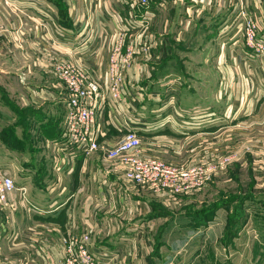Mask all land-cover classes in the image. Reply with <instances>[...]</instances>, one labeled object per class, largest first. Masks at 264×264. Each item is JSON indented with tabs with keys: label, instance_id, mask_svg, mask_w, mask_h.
Wrapping results in <instances>:
<instances>
[{
	"label": "crops",
	"instance_id": "crops-1",
	"mask_svg": "<svg viewBox=\"0 0 264 264\" xmlns=\"http://www.w3.org/2000/svg\"><path fill=\"white\" fill-rule=\"evenodd\" d=\"M10 2L15 9L0 0L5 29L0 33V162L18 156L19 163L33 164L31 156L23 161L19 156L34 142L44 148L45 166L34 173L24 166L21 170L29 171L37 187L21 185L24 195L15 192L0 206V264H57L61 256L51 255L49 243L85 232H90L91 252L104 257L105 264H187L199 255L216 264L245 258L248 264H264V164L251 155L237 152L233 164L241 160V166H249L252 179L261 181L262 189L248 200L247 221L227 237L219 215L222 208L214 210L213 220L206 225L188 213L177 226L176 219L169 217L177 210L176 198L189 202L203 189L190 196L156 195L125 181L101 151L84 155L57 148L66 89L54 76L51 63L57 58L70 61L104 84L119 21L134 10L118 0ZM150 3L153 16L147 27L131 36L137 46L147 44L151 49L148 55L135 56L124 73L127 97L121 102L122 116H117L106 96L98 117L99 144L109 148L122 135L121 117L132 118L131 105L136 112L132 128L141 138L144 153L169 164L186 165L203 154L218 157L238 149L256 136L257 127L255 138L264 145V99L250 95L256 78L264 74L263 65L258 61L250 67L233 58V52L238 53L232 28L236 0ZM245 6L260 22L264 19V8L259 6L257 13L255 0H245ZM86 24L93 38L83 43ZM58 30L64 31V37L57 39ZM5 109L6 113L1 111ZM15 132L25 133L29 141L22 150L21 141L15 150L14 143L21 139ZM12 231L20 237L11 245ZM241 236L247 239L246 257L239 249ZM3 246L12 248L4 251ZM204 246H210V254L207 249L202 253Z\"/></svg>",
	"mask_w": 264,
	"mask_h": 264
},
{
	"label": "built area",
	"instance_id": "built-area-1",
	"mask_svg": "<svg viewBox=\"0 0 264 264\" xmlns=\"http://www.w3.org/2000/svg\"><path fill=\"white\" fill-rule=\"evenodd\" d=\"M5 5L15 9L10 0H3ZM15 2H30L31 0H12ZM38 4L44 0H33ZM224 1V0H218ZM256 1V0H255ZM151 0H118V4L129 6L138 12L130 14L125 19H120L117 39L113 44L108 58L105 72V83L92 79L82 66L70 61L57 58L51 63L54 76L59 79L66 89V110L63 130L56 143L57 148L67 149L69 152H80L84 155L101 151L108 161L114 163L115 171L127 182L144 187L156 195L190 196L204 188L212 178L223 172L232 162V156L216 154H203L186 165H173L158 158L147 155L142 148V141L136 130L133 119L135 111L129 106V117H121L122 135L109 148L99 144L98 139L102 134V126L98 117L108 95L116 110L120 113L121 102L127 97L123 88L124 73L129 69L137 55H148L150 45L135 43L132 33L135 30L145 29L153 16ZM234 21L237 32L241 34L244 46L248 53L250 63L260 62L264 71V29L259 27L256 18L246 10L245 0H236ZM120 17V11H113ZM85 33L81 37L83 43H88L93 38V31L89 24L85 26ZM0 21V33L4 32ZM64 31L58 30L57 39L64 37ZM131 40L126 43V40ZM262 82V81H261ZM260 97H264L261 88ZM19 192L24 195L23 188L17 187L14 180L0 173V206L7 204L9 195ZM58 252L61 256L57 264H105V258L95 256L90 250L91 237L89 232L79 236H62L58 240ZM108 263V262H107Z\"/></svg>",
	"mask_w": 264,
	"mask_h": 264
},
{
	"label": "rangeland",
	"instance_id": "rangeland-1",
	"mask_svg": "<svg viewBox=\"0 0 264 264\" xmlns=\"http://www.w3.org/2000/svg\"><path fill=\"white\" fill-rule=\"evenodd\" d=\"M256 3H257V6H256L257 7V13H259L258 12L259 6L261 9L264 8V0H256ZM161 9L162 8H159V11ZM181 13H184V12L182 11ZM262 16H261V18H262ZM256 18H258V17L256 16ZM256 20L259 24V27L264 29V19L261 22L258 19H256ZM232 28H233V30H235L234 36H237V38H235V40H234V44L236 45V48L238 49V53L233 52V54L235 53V55H233V58L235 57L237 60L239 59L242 64H245V65L251 67V65H254L257 62L250 63L249 57H248L249 52L246 51V48L244 46V42H243V38H242L241 34L237 32L235 21L232 23ZM237 55L239 56V58L237 57ZM242 64L240 65V67H243ZM21 72H24V70L19 71V73H21ZM263 85H264V74H261V76L256 78V82H255L254 89H253L254 91H252V93L250 94L252 98L253 97L255 99H256V97L261 98L260 92H261V88L263 90ZM262 98L264 99V97H262ZM255 99H253L252 101H254ZM1 111H4L6 113V109L1 110ZM16 112H18L21 115L23 113V110H18ZM22 117L23 116H21L20 118H22ZM261 127L262 126H260V128ZM258 128L259 127H257L255 129V131H256L255 135L256 136L258 135V133H257L259 131ZM6 134L7 133H3V135H6ZM15 134L16 135L19 134V137H21V139H17V141L14 143L15 144V146H14L15 150H17V151L19 150L20 141H21V148L20 149L22 150L24 148V146L27 144V142H29V141L27 139H25V133H23V132L16 133L15 132ZM255 137L250 136L249 137L250 141H246V142L241 143L237 147L238 149H232L231 148L232 149L231 151H228V152L225 151L224 152L223 156H227V157L232 156L233 157L232 162L226 167V169L227 168L228 169H227V172L225 175L224 174L221 175V173H218L219 175L216 174L212 178V180L209 182V184L207 183V185L204 188H202L203 189L202 191H200L198 194H195L194 196H192V198L190 199L189 202H187V200H185V198H178V199L176 198L175 199L177 210H174L175 214H172L171 216L169 215V217L174 218L173 220L176 219L177 223L175 226L179 225L180 222L185 220L184 216L187 213H188V215L189 214H199V213H202V212H205L208 210L214 211L217 208L223 209L222 214L219 213V215L221 216V219L225 223V225L223 226L225 231L228 230V226L231 225L232 221L234 222L233 217L235 215H238V214L240 215V218L238 219V222L236 224L237 226H240V225H242L243 222L247 221L246 220L247 215H248L249 210H250V208L247 204L251 203L248 200H251L249 198L253 199L254 197L252 196V194H254L258 190L262 189V187H259V186H261V181L257 182L256 180L252 179L251 171L248 168L249 166L247 167L246 164H245V166H241V164H240L241 160L237 164H233V163L235 162L234 161V157H235L234 154L237 152H242L240 154H249V155H251L252 158L254 157V159H256V161H260L261 163L264 164V145H262V143L259 144V140H261V138H255ZM32 144L33 145H31L30 148H27L25 150L26 151L25 155L19 156L20 157L19 160L23 161V157H25V156L28 159H30V156H31V158L33 160V164L27 163V165H26V163H23V162L19 163L17 161L18 156H17V158L12 159L11 162H8L7 159H4V160H6V163L0 162V170H1V172H3L1 174H3V175L8 174L9 175V173H10L13 176H15L14 180H15V184L17 187H20L21 185L22 186L23 185H29L32 188H34L33 186L37 187L35 184L38 181L34 180V179L31 180V176L28 175L29 171L34 173L35 171L39 170L40 167H41V169L44 168L42 166V165H44V161H45L44 148L42 147V144H39L37 146H34V142ZM233 148H235V147H233ZM39 150H40V153H38V154L34 153V152L31 153L32 151H39ZM235 165H237V166H235ZM24 166H26L27 169L30 167L28 169L29 171H27L25 169L21 170L22 168H24ZM229 166H230V168H229ZM258 169H262V168L258 167ZM259 175L263 176V172L260 171ZM216 176H218V178H216ZM29 177H30V179H29ZM33 178H35V177L33 176ZM149 197L152 198L151 196H149ZM35 200H37V199H35ZM180 204H182V205L180 206ZM238 208H239V210L237 211V213H235ZM182 217H183V219H182ZM218 218H219V216H218ZM216 219H217V217H216ZM158 225L160 227H162V224L158 223L157 226ZM233 231H235V228ZM85 233H87V232H85ZM6 234L9 235L10 233H6ZM89 235H90V232H89ZM19 237H20V235H17L14 231H12V234L9 235V241L10 242H8V243H10L12 245L11 242H14L15 239H19ZM59 239H55L53 242L49 243V247L51 248V250L52 249L53 250L55 249L56 251L58 250V243H59L58 240ZM168 239H170V238H168ZM241 239H243V240L241 241V244L239 245V249L241 252L243 251V253H241V255L246 257L247 246H248L247 239H246V237L242 238V236H241ZM8 243H7V245H8ZM25 243L30 245L28 241ZM211 244H213V243H211ZM3 247H4V251H9V248L10 249L12 248V246H9V248L7 246H3ZM209 248H210V246H208V247L204 246L202 249V253L204 254L206 252V249H207V254H210L211 252H210ZM6 255L10 256L9 252H7ZM201 258H202V256H200V255L198 257L193 256L188 261L185 260V262L187 261V264H216V262H214L212 259L206 260L205 258L204 259H201ZM170 261L171 260H167L166 262L169 263ZM222 261H223V263H221V264H248V262H249L246 258L241 259V260L230 259L229 261H226V260H222Z\"/></svg>",
	"mask_w": 264,
	"mask_h": 264
},
{
	"label": "trees",
	"instance_id": "trees-1",
	"mask_svg": "<svg viewBox=\"0 0 264 264\" xmlns=\"http://www.w3.org/2000/svg\"><path fill=\"white\" fill-rule=\"evenodd\" d=\"M239 208L236 210L235 213H237ZM213 212H214L213 210H208V211H205L199 214H192L191 219H193L194 221L196 220L203 225H206L208 222H211V220H213V217H212ZM239 218H240L239 214L233 217L234 222L232 221L231 225L228 226V232L226 234L227 237L231 236V232H233L234 228L237 226L236 224Z\"/></svg>",
	"mask_w": 264,
	"mask_h": 264
}]
</instances>
